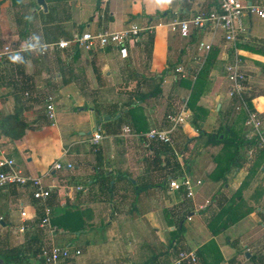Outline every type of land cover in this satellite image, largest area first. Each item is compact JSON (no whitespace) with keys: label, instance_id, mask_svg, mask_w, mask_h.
I'll return each mask as SVG.
<instances>
[{"label":"crops","instance_id":"crops-1","mask_svg":"<svg viewBox=\"0 0 264 264\" xmlns=\"http://www.w3.org/2000/svg\"><path fill=\"white\" fill-rule=\"evenodd\" d=\"M43 1L46 10L37 0H0V50L10 46L13 55H26L25 77L10 74L9 60L0 64V115L19 112L31 126L17 140L1 135L0 154L12 158L24 175L54 186L48 200L53 215L69 208L82 216L77 222L84 228L77 236L94 233L100 222V233H115L117 227L122 257L100 264H166L181 251L197 254L210 241L221 264H239L244 255L262 257L264 147L258 142L240 149L230 163L235 141L250 131L246 110H236L238 100L228 95L223 65L230 46L221 32L192 29L189 38H182L171 26L175 19L218 9V0ZM244 23L248 36L239 47L244 100L249 99L247 110L258 116L264 134V20L249 16ZM130 25L143 31L128 45L125 58L109 47L89 52L46 47L85 31H119ZM200 42L211 44L210 50H200ZM153 76L162 79L160 94L138 102L141 92L151 90L145 80ZM24 87L30 89L16 90ZM49 98L55 107L53 122L46 117ZM183 107L189 117L171 135L173 145L168 147L174 156L157 155L143 147L142 139L123 134L125 127L137 135L166 130L167 116ZM227 127L238 137L229 139L230 147L207 138ZM97 130L102 139L92 144ZM55 163L62 169L54 170ZM105 174L112 179V191L98 178ZM180 175L190 180L193 198L169 190L168 181ZM41 213L29 188H0V236L7 234L10 247H24L31 255L37 245L54 244L55 234L70 245L72 233L55 229L50 236L40 230ZM210 223L214 230L229 226L214 235ZM21 225L23 233L18 232ZM181 226L178 243L170 247L164 235ZM36 238L39 244H32ZM81 255L65 264H93ZM37 261L31 264H41Z\"/></svg>","mask_w":264,"mask_h":264},{"label":"built area","instance_id":"built-area-1","mask_svg":"<svg viewBox=\"0 0 264 264\" xmlns=\"http://www.w3.org/2000/svg\"><path fill=\"white\" fill-rule=\"evenodd\" d=\"M254 16L258 19L264 20V3L261 4H245L240 0H218V9L207 13H200L189 19H175L171 26L173 31H177L182 38H189L192 29L195 30H211L213 33L221 32L225 42L230 46L229 59L223 65V73L225 79L229 84L228 95L230 98L238 100V106L236 110L244 109L247 112V123L250 127V131L245 135V139L248 141L258 138L260 146L264 147V134L262 129V122L258 116L247 110L246 101L244 100V81L245 75L242 71V61L240 56V44L247 39L248 30L244 23V18ZM146 31H150V28H146ZM143 29L130 25L129 27L119 31H100L97 33H91L85 31L80 35L73 36L70 40H60L57 43L49 44L46 47L50 51L56 49H67L71 46L77 47L84 51H92L96 47L98 48H114L122 58L127 56L128 45L135 43L139 40L140 34ZM211 44L204 42L199 43V49L209 51ZM14 51L10 46L4 47L0 50V64L6 61L8 56L13 55ZM176 72L182 73V68H177ZM46 117L50 121H55L56 113L52 100H47ZM189 115L186 107H183L178 113L167 116V123L169 128L166 130H149L143 135L133 134L130 128L125 127L123 134L130 135L143 140V147L150 150V145L153 142L165 144L172 147L173 140L171 135L177 128L184 125ZM0 131V138H1ZM102 139L100 133L95 131L91 138L92 144H97ZM177 156V155H176ZM67 169H71L72 165L67 164ZM54 170L62 169V164L55 163ZM21 186L29 188L31 190L32 198L41 208L42 215L39 222V228L45 230L46 233L51 236L55 228L52 227L51 218L53 216V208L48 203L51 197L54 186L45 185L39 178L32 176H26L21 169L16 165L12 158L0 154V188L6 186ZM168 188L171 192H185L186 198H193L194 188L190 180L180 175L175 178H171L168 181ZM80 191L81 188H77ZM71 187L66 188V196L69 197ZM21 218L26 219V212L21 213ZM25 226L21 225L18 228V232L23 233ZM58 246L53 243L43 246L36 258L43 264H65L69 259L81 254L80 250L71 251L70 247ZM166 264H201L195 251H181L178 255L169 263Z\"/></svg>","mask_w":264,"mask_h":264},{"label":"trees","instance_id":"trees-1","mask_svg":"<svg viewBox=\"0 0 264 264\" xmlns=\"http://www.w3.org/2000/svg\"><path fill=\"white\" fill-rule=\"evenodd\" d=\"M198 30H194L193 32H197ZM15 56V55H14ZM26 58V55H22L20 59L17 57H12L8 56L7 60H9V65H10V74L12 75H17L18 77H25L24 75V59ZM147 85H152L151 90L148 92H141L138 95L137 101H145L148 98H153L156 97L160 94L161 92V82L162 79L159 77L153 76L152 78H149L148 80H145ZM16 89V88H15ZM30 87H24L21 88V90H18V92H23L29 90ZM245 100L249 103V99L245 97ZM21 114L19 112H15L13 114H1L0 115V129L2 132V136L12 139V140H17L20 139L24 134L27 129H31V126H28L24 122L23 119H21ZM219 132L218 134L215 135H207V138L211 140L213 143H218L222 144L223 147L226 149L227 147H230V143L232 142L229 140L230 138H238L235 134V132L231 128H225L224 129V134H221ZM202 134V133H201ZM220 135L223 137L220 139ZM220 136V137H219ZM258 143V138L255 137L253 140L248 141L245 139V137L238 138L237 141H235V148L233 149V152L231 154V161L230 163L233 164L235 160L237 159L238 152L240 149H249L250 147L256 145ZM153 145V146H152ZM229 149V148H228ZM150 150L154 152L157 155H168L170 156V148L165 145V144H160V143H153L150 145ZM262 153H264L262 151ZM172 155V154H171ZM99 180H103L107 189L112 191L113 186H111V181L108 177V175L104 176H99ZM42 215V213H41ZM79 218L81 219L82 216H77V212L71 211L69 208L66 210H63L60 214L58 215H53L51 218V224L52 227L65 231V232H73V233H79L84 226L80 225L78 226V220ZM184 220V217L180 218L179 223ZM234 221V220H233ZM232 221V223H233ZM210 230L214 235L217 233H220L224 231L229 224H226L225 226L222 224L219 226L217 229L214 230L213 226L210 224ZM67 230V231H66ZM58 232V231H57ZM174 232L178 233H183V227L181 226ZM31 243H37L39 244V239H34L31 241ZM30 244V243H29ZM35 249L32 250L31 255L36 258L37 254L40 251V245H37ZM26 250L24 247H10L8 242H7V234L0 236V264H29L28 263V258L26 257ZM198 258L199 260L202 261V264H221L222 259L220 252L218 251L216 244L214 241H210L208 244L202 246L198 250ZM43 264V263H41Z\"/></svg>","mask_w":264,"mask_h":264},{"label":"rangeland","instance_id":"rangeland-1","mask_svg":"<svg viewBox=\"0 0 264 264\" xmlns=\"http://www.w3.org/2000/svg\"><path fill=\"white\" fill-rule=\"evenodd\" d=\"M0 43H1L0 46L3 47L2 42H0ZM11 56L17 57L18 59H20L22 57V55L21 56L11 55ZM143 102L145 103V101H143ZM139 108L142 110L141 107H139ZM160 109L162 110V108H160ZM221 134H224V129L222 130ZM220 136H222V135H220ZM171 154H172V156H174L175 152L170 151V155ZM162 156L169 157V154L168 155L162 154ZM175 176H177V175H175ZM100 224L101 225H98L95 227L94 233L85 234L87 232L83 233L84 231H82L80 234H78L80 236H77V232L76 233L71 232L72 234L68 235V237H67L71 241L70 245L68 246V247H70V250L74 251L75 248H79L80 251L82 252L81 259L88 261L90 263H93V264L107 263L111 259L117 260V259L122 257V253H121L122 247L119 245L121 243L119 241V235H118L117 227H113V229H112V230H114V229L116 230L115 233L113 231L100 233L101 230H104V227H101L102 226L101 222H100ZM86 229L87 228H85V230ZM97 233H98V235H97ZM161 234H164V233L162 232ZM179 235H180V233L174 232V231L166 233L164 235V236H166L165 243H168L170 245V247H172L173 242H176V244L178 243ZM53 236H54L53 238H55V243H54L55 245L66 246L63 243L64 236H62V234H61V236L60 235L57 236L56 234ZM111 239H114V240H111ZM143 243H146V239H143ZM230 248H231V246H230ZM242 251H244V250H242ZM242 251H240V252H242ZM233 252H235V250ZM26 254H27L26 257L28 258L29 264H31V262H34L35 260L37 261V258L33 257L34 258L33 259L31 255H28L29 253L26 252ZM146 254H149V252H146ZM225 254L226 253H224V255ZM79 256H75V258L79 257ZM30 258H32L33 261L31 260V262H30ZM255 260L261 264H264V253H263L262 257H260V258L256 257V259H251V258L249 259L246 257V255H244L240 258L239 264H255Z\"/></svg>","mask_w":264,"mask_h":264},{"label":"water","instance_id":"water-1","mask_svg":"<svg viewBox=\"0 0 264 264\" xmlns=\"http://www.w3.org/2000/svg\"><path fill=\"white\" fill-rule=\"evenodd\" d=\"M37 4H38V6L42 7L44 10H46V4L43 0H37ZM106 119L108 120L109 118H106Z\"/></svg>","mask_w":264,"mask_h":264}]
</instances>
